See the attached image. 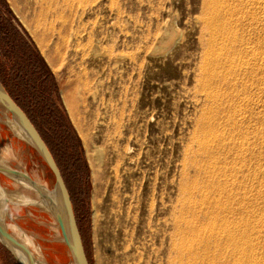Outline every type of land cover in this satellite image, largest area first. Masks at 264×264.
Segmentation results:
<instances>
[{
  "label": "rangeland",
  "instance_id": "1",
  "mask_svg": "<svg viewBox=\"0 0 264 264\" xmlns=\"http://www.w3.org/2000/svg\"><path fill=\"white\" fill-rule=\"evenodd\" d=\"M216 1L0 0V66H5L11 72L15 69L14 75L20 76V80H25L24 76L27 75V85L35 91L34 102L43 106L42 116L46 125L44 138L63 173L90 264H116L121 237L117 233L119 208L113 198L115 195L123 209L132 206L136 211L138 208L127 264H165L170 255V241L177 238L175 221L184 219L181 223L183 227L188 224L192 227L198 218L194 225L200 223V220L203 223V204L214 193L221 191L223 185L230 189L231 185L237 184L236 188L245 189L247 182L250 187L246 191L253 189L255 192L258 186L256 192L261 194L264 187V0H255V4L248 5V11L256 19V27L243 30L240 22L248 17L241 19L242 15L240 17L237 14L236 8L238 11L241 3L245 5L243 3L246 1H221L227 12L221 4L218 5L220 0ZM214 5H221V13L228 14L234 24L226 19L227 16L222 18L231 27L234 26L232 28L240 30L233 34H222L221 30L217 32L211 29L209 23ZM236 14L240 19H234L233 15ZM223 19L220 20L222 23ZM216 33L214 39L212 34ZM227 34L231 41L248 39L247 47L259 48L263 60L258 72V86L254 81L248 82L251 87L247 89L241 85L237 89L230 88L226 84L228 81L221 79L226 70L222 67L210 69L211 74L219 76L213 83L208 82L211 86L206 82L205 61L211 57V51L213 58H221L216 55L220 54L221 50H218L224 45L220 43H223ZM93 44L98 47L96 52L92 48ZM211 45L216 50L211 49ZM242 46L238 43L235 45L237 49L244 50ZM50 56L55 60V69L50 66ZM242 58H238L236 63L251 59L250 56ZM0 74V82L3 80L1 83L4 86L2 68ZM242 74L241 78L244 72ZM228 77L230 81L234 76ZM245 89H249L250 93ZM250 90H253V94ZM242 93L248 94L249 99ZM61 95L75 106L78 113L76 120L85 126L91 150L95 147L103 148L106 159L113 155L112 147H117L120 152L123 165L114 167V164L104 161L101 168L107 170L98 176L95 183L83 140ZM248 103V111L254 114H249L246 108L241 109ZM231 112L232 115L238 114L235 128L225 120L231 116ZM210 113L214 116H210ZM207 116L214 121L206 120V125L215 126L216 134L225 136L226 149L216 150V154L219 150L224 152L217 154L215 159L218 161L215 162L212 159L210 161V156L203 151L204 135H201V130L204 125L201 122ZM236 126L239 131L237 129V133L233 134ZM258 129L262 139L257 134ZM216 134L212 133L210 138L217 142ZM243 140L246 143L243 146L245 151H253L260 158L258 163L253 161L249 165L244 162L243 167L247 164L248 168L255 170L256 166H260L261 170L256 169L262 171L259 176L255 178L252 170L243 175H235L233 172H226V176L229 174L227 177L222 173L216 175L217 171L224 170L230 158L235 160L233 157L240 150L227 145L231 143L229 146H236ZM128 147L132 148L133 153L126 152ZM228 148L231 151L225 152ZM237 163L236 160L230 161L226 167H233L234 164L235 169ZM0 165L23 172L32 181L46 186L49 192L55 188L52 171L37 151L17 133L11 115L1 104ZM219 175H223L221 179ZM8 176L0 172V220L7 231L21 243L27 242L35 264H76L58 222L37 190ZM230 176L233 178L229 181ZM238 178L242 180L238 181ZM234 181L240 182V185ZM226 182L231 183L225 186ZM220 183L224 184L221 186ZM163 184L167 221L165 246L160 242L157 225L160 216L159 194ZM235 186H232L234 192L242 190H236ZM135 196L137 199H133ZM204 199L205 203L202 204ZM200 205L202 207L199 209ZM144 206L152 207L150 214ZM148 216L154 223L151 229L145 226ZM206 223L208 221L203 224ZM0 264H19L1 242Z\"/></svg>",
  "mask_w": 264,
  "mask_h": 264
},
{
  "label": "bare ground",
  "instance_id": "2",
  "mask_svg": "<svg viewBox=\"0 0 264 264\" xmlns=\"http://www.w3.org/2000/svg\"><path fill=\"white\" fill-rule=\"evenodd\" d=\"M223 1V0H220V2ZM242 1H246V3H243L245 5H242L241 3V6L242 8L239 7V10L237 11V8H236V12L237 14H240V17L242 15V18H245V17H248V18H245L244 20H242L243 22L241 23L240 22V28L241 30H243L242 28H248V27H252L253 29H255L256 25H255V18H254V15H251L250 12L248 11V5L251 4H255L256 2H254L255 0H241ZM210 2V1H209ZM208 2V4H210ZM215 2H217L215 0ZM214 2V3H215ZM219 2V1H218ZM218 3L222 5L223 2L221 3ZM235 2V1H234ZM258 2V1H257ZM213 3V2H212ZM237 3V1H236ZM235 3V4H236ZM248 3V4H247ZM238 4V3H237ZM240 4V3H239ZM247 4V5H246ZM220 7H224L225 5H222ZM227 5V4H226ZM234 6V5H233ZM239 6V5H238ZM214 9L211 10V15H212V20L211 22L209 23L211 29H215L216 31L220 30L222 31V34L223 33H231L233 34V32L235 31H239L240 29H237L235 30V28H232L234 26L231 27V25L228 24V22H226L224 19L225 17L228 15H226V13L224 14L221 13L222 11L220 10V7H217V6H213ZM222 7V9H223ZM253 7V6H252ZM257 7V5H256ZM225 8V7H224ZM234 8V10H235ZM226 9V8H225ZM224 9V10H225ZM229 10V9H228ZM250 10V9H249ZM230 11V10H229ZM228 11V12H229ZM210 12V11H209ZM227 12V9L226 11ZM232 14L233 12L230 11ZM235 13V11H234ZM253 13V12H252ZM223 14V15H222ZM230 14V13H229ZM231 14V15H232ZM233 15V16H230V17H233L234 19H240V17L237 18V15ZM225 15V16H224ZM224 19H223V18ZM228 17V16H227ZM223 19V23L222 20ZM227 20H229V17L226 18ZM231 19V18H230ZM207 20V18H206ZM230 21V20H229ZM231 21L233 22L234 24V21L231 19ZM230 21V22H231ZM207 23V21H205ZM226 22V23H225ZM239 22V21H238ZM221 23V24H220ZM236 24V23H235ZM238 25V23H237ZM258 25V24H257ZM236 27V25H235ZM239 27V25H238ZM258 27V26H257ZM258 30V29H257ZM213 32V31H212ZM211 32V33H212ZM218 32V31H217ZM215 33V32H214ZM225 33V34H226ZM236 33V32H235ZM234 33V34H235ZM238 33V32H237ZM259 33V31H258ZM78 34V33H77ZM216 35L217 33L214 35L212 34V37L214 39L216 38ZM230 35V34H229ZM236 35V34H235ZM256 35V34H255ZM228 34L224 37L221 38L223 39V43H220V44H224L222 48H220L218 51H220V54L216 55V57L220 56L221 58H213L214 56L211 55L212 51L209 53L210 58H207L206 61H205V77H206V82L208 83H213L214 81H216V78L218 79V76L215 75V74H211L210 73V69H215L216 68H224L226 70L225 73H222L223 75L221 76V79L223 78L225 81H228V83L226 82V84L230 87V88H236L239 87L240 85L243 87V88H250L248 85H251L248 84V82H256L257 83V86H258V83H259V79L258 77L260 76L259 75V70L261 69L260 66L262 63V60H263V57L260 58V56H262V54H259L261 53L258 49L259 48H255V47H247V45H249V40H239V39H233L232 41L229 40L227 38ZM219 37H220V33H219ZM231 37V36H230ZM259 37V35H258ZM226 39V40H225ZM257 39V38H256ZM259 39V38H258ZM218 40V39H217ZM80 41V40H79ZM93 41V40H92ZM212 41V39H211ZM219 41V40H218ZM91 42V41H89ZM222 42V40H221ZM225 42V43H224ZM212 43H214L212 41ZM210 42V44H212ZM240 44L241 46L244 45V50H241V49H237L235 47L236 44ZM252 43L250 42V45ZM94 46L92 47L93 50L96 52L98 47L97 45L93 44ZM246 45V47H245ZM257 45V44H256ZM260 45V43H259ZM221 46V45H220ZM252 46V45H251ZM85 47V46H84ZM215 46L212 47L211 45V49H213ZM243 47V46H242ZM210 49V50H211ZM215 49V48H214ZM213 49V50H214ZM243 49V48H242ZM209 50V49H208ZM216 50V49H215ZM88 51V50H87ZM215 51H213L214 53ZM217 52V51H216ZM218 53V52H217ZM232 55H231V54ZM215 55V53L213 54ZM249 56L251 57L250 60H252L253 62H249L250 60H242L241 64L239 63H236L239 59L238 58H246ZM238 57V58H237ZM50 58H52L50 56ZM242 58V59H243ZM54 59H50V66L51 68L55 69V64H54ZM259 62V64H258ZM263 68V67H262ZM211 70V72H212ZM222 70V69H221ZM220 70V71H221ZM223 71V72H224ZM244 72V77L241 78V76L243 75L242 73ZM261 72V71H260ZM242 74V75H241ZM259 75V76H258ZM217 76V77H216ZM228 76H234V77H230V81H229V77ZM205 79V78H204ZM224 81V83H225ZM219 82V81H218ZM208 83V85H209ZM210 83V84H211ZM255 83V85H256ZM225 84V85H226ZM254 84V83H253ZM231 85V86H230ZM211 86V85H209ZM217 86V85H216ZM260 86V85H259ZM241 87V88H242ZM254 87V86H253ZM222 88V87H221ZM225 88V86H224ZM240 88V87H239ZM242 88V89H243ZM6 89V88H5ZM235 89V90H236ZM245 89V90H246ZM255 89V88H254ZM259 89V88H258ZM7 90V89H6ZM227 90V89H226ZM245 90L243 91L245 93ZM225 91V90H224ZM239 91V90H236V92ZM247 91V90H246ZM249 91V89H248ZM247 91V92H248ZM252 91V94H253V90H250ZM261 91V90H259ZM8 92V91H7ZM233 92V91H232ZM255 92H258V91H254ZM9 93V92H8ZM209 93V92H208ZM216 93V92H215ZM229 93V92H227ZM239 93V92H237ZM242 93V94H244ZM250 93V92H248ZM210 94V93H209ZM224 94V93H223ZM222 94V95H223ZM231 94V93H230ZM247 94V93H246ZM10 95V94H9ZM211 95V94H210ZM216 95V94H215ZM218 95V93H217ZM245 95V94H244ZM248 95V94H247ZM245 95V97L247 96ZM11 96V95H10ZM62 98H63V102L65 104V108L67 109L70 117L75 120V123H76V127H77V132L79 133V135L81 136L82 140H83V144H84V147L86 149V155H87V161H88V165L89 167L91 168V171H92V177H93V183L97 182L98 180V176L99 175H103V173H105L104 170H107L106 169H103L101 168V164L104 163V161H107L108 163H111V164H114L115 166L114 167H119L120 165H123V162L121 160V155H120V152L118 151L117 147H112L114 150L113 155L109 156L107 159L105 158V153H104V149L102 150L100 147H95L93 150H91L89 147H88V135L87 133L85 132V126H83L82 124H80L76 119V115L78 114L77 111H76V108L75 106L68 100V99H65L64 98V95H61ZM214 96V95H213ZM213 96H211L210 98H213ZM229 96V94H228ZM235 96V95H234ZM240 96V95H239ZM243 96V95H242ZM241 96V97H242ZM257 96V94H256ZM255 96V97H256ZM223 97V96H222ZM231 97V96H230ZM258 97V96H257ZM256 97V98H257ZM236 98V97H234ZM244 98V97H243ZM248 98V96H247ZM254 98V97H253ZM215 99V98H214ZM222 99V98H221ZM220 99V100H221ZM249 99V98H248ZM255 99V98H254ZM14 100V99H13ZM237 100V99H235ZM244 100V99H243ZM258 100V99H257ZM261 100V99H260ZM216 101V100H215ZM242 101V99H241ZM255 101V100H254ZM252 102V101H251ZM250 102V104H251ZM226 103V101H225ZM231 103V101H230ZM246 103V102H245ZM213 104V103H212ZM233 104V103H232ZM237 104V103H236ZM249 104V103H248ZM245 105L243 106V110H247V108L250 107V104L249 105ZM253 104V103H252ZM255 104V103H254ZM259 104V102L257 103V105ZM262 104V103H261ZM235 105V104H233ZM243 105V103H242ZM264 105V104H263ZM220 106V104L218 105ZM227 106V105H226ZM229 106V105H228ZM236 106V105H235ZM238 107V106H237ZM242 107V106H241ZM259 107V106H258ZM232 108V107H231ZM235 108V107H234ZM252 108V106H251ZM260 108V107H259ZM264 108V107H263ZM22 109V108H21ZM239 109V108H238ZM240 109V110H241ZM231 110V109H230ZM237 110V109H236ZM242 110V111H243ZM218 111V110H217ZM254 111V110H253ZM215 112V111H214ZM229 112V111H228ZM238 112V111H237ZM245 112V111H244ZM252 112V111H251ZM249 112V114L251 113ZM218 113V112H217ZM239 113V112H238ZM253 113V112H252ZM251 113V114H252ZM263 113V112H262ZM10 114V113H9ZM222 114V113H221ZM226 114V113H225ZM241 114V113H240ZM243 114V113H242ZM245 114V113H244ZM243 114V115H244ZM248 114V113H247ZM254 114V113H253ZM27 115V114H26ZM212 114L210 113V116ZM231 116H228L225 120L226 122L228 121L229 123H231V125L235 128V121L236 118H237V115L238 114H235L232 115V112L231 114H229ZM210 116H207V118H204L202 119V122L201 124L204 125L203 126V129L201 130V135H204L202 137V139L204 140V144H203V147H204V152L207 153L209 156H210V161H218L216 160V156L217 154H219V152L221 153L222 151L219 150V152L216 154V150H218L219 148L221 149H226V143L224 142L225 141V136H222V135H218L216 134V128L214 125V128L206 125V120H210ZM214 116V115H212ZM241 115L238 116V118L240 117ZM257 116V115H256ZM259 116V115H258ZM225 117V116H224ZM244 117V116H243ZM253 117V116H252ZM260 117V116H259ZM212 118V117H211ZM245 118V117H244ZM243 118V119H244ZM261 118V117H260ZM221 119V118H220ZM251 120V118H249ZM254 119V117H253ZM213 120V119H211ZM210 120V121H211ZM222 120V119H221ZM239 120V119H238ZM117 121V120H116ZM214 121V120H213ZM254 121V120H253ZM263 121V120H262ZM13 122V121H12ZM207 122V123H208ZM222 122V121H221ZM245 123V122H244ZM260 123V122H259ZM215 124V123H214ZM247 124V123H246ZM250 124V123H249ZM256 124V123H255ZM211 125V124H210ZM217 125V124H216ZM220 125V124H219ZM237 125V124H236ZM257 125V124H256ZM262 125V124H261ZM35 126V125H34ZM239 126V124L237 125ZM236 126V127H237ZM245 126V125H244ZM120 127V126H119ZM232 127V128H233ZM249 127V126H247ZM256 127V126H255ZM258 127H261V126H258ZM234 128L232 130H234ZM241 128V126H240ZM245 128V127H244ZM250 128V127H249ZM16 131H17V128L15 127ZM37 129V128H36ZM226 129V128H225ZM238 129V127L232 132L234 134V132H236V130ZM251 129V128H250ZM229 130V129H228ZM253 130V129H252ZM256 130V128H255ZM260 129H258V133L259 136H260ZM231 131V130H230ZM239 131V129L237 130ZM247 131V130H246ZM249 131V130H248ZM17 133L19 134V132L17 131ZM214 133L216 134L215 136V139L218 138L217 142L212 140L210 138V135ZM224 133V132H223ZM226 133H229V132H226ZM226 133L224 135H226ZM237 133V132H236ZM239 133V132H238ZM241 133V132H240ZM255 133V131H254ZM233 134H232V137H233ZM249 134V133H248ZM253 134V132H252ZM256 134V135H257ZM20 135V134H19ZM41 135V134H40ZM230 135V133H229ZM242 135V134H241ZM250 135V134H249ZM263 135V134H262ZM248 136V135H247ZM252 136V135H251ZM228 137V135L226 136V138ZM245 137V135H244ZM43 138V137H42ZM214 138V137H213ZM242 138H243V135H242ZM241 138V139H242ZM260 138L262 139V136H260ZM259 138V139H260ZM229 139V138H228ZM246 139V138H245ZM253 139H254V136H253ZM251 138V140H253ZM258 139V138H257ZM260 139V140H261ZM227 140V139H226ZM232 140V139H231ZM234 140V138H233ZM232 140V141H233ZM259 140V141H260ZM264 140V137L263 139ZM261 140V141H262ZM45 141V140H44ZM228 141V140H227ZM226 141V142H227ZM236 141V139H235ZM234 141V142H235ZM247 141V140H246ZM245 141V142H246ZM254 141V140H253ZM225 143V144H224ZM229 143V142H228ZM227 143V144H228ZM241 141H239L236 146L233 145V146H229L227 145V147H233V148H239L240 150H237L236 151V157L232 156L233 158H235L237 165L236 168L234 169V164L232 165L233 167H229L231 165H229L228 167H226L228 165V162H232V161H235L234 159L231 160L230 157V161L227 162V157H226V162H227V165H223L225 166L224 170H219L217 171V174H223L225 175L226 172H233L235 175H243L245 174L246 172L252 170L250 168L247 167V164H246V167H243L244 166V162H248L249 163H253L254 162H257L258 163V160L260 159L259 157L256 156V154H254L253 151H245V147H243L245 144H244V140L243 142L241 143ZM47 144V143H46ZM233 144V143H232ZM250 144V143H249ZM254 144V143H253ZM252 144V145H253ZM115 145V144H114ZM117 145V144H116ZM219 147H218V146ZM262 145V144H261ZM248 146V145H246ZM228 148V150H225V152L227 151H231L230 149ZM232 148V149H233ZM250 148V147H249ZM259 148V147H258ZM261 148V147H260ZM251 149V148H250ZM253 150V149H252ZM256 150V149H255ZM254 150V151H255ZM51 152V151H50ZM126 152L128 154H131L133 153V150L131 147H128V149L126 150ZM224 152V151H223ZM228 152V153H229ZM235 153V151H233ZM248 152V153H247ZM258 152V151H257ZM256 152V153H257ZM108 153V152H107ZM230 154V153H229ZM228 154V155H229ZM259 154V152H258ZM232 155V153H231ZM207 157V155H206ZM223 157V156H222ZM218 158V157H217ZM220 158V156H219ZM224 158V157H223ZM222 158V159H223ZM247 158V159H246ZM212 159V160H211ZM214 161V162H215ZM262 162V161H261ZM212 163V162H211ZM210 163V164H211ZM217 163V162H216ZM222 163V161H221ZM215 164V163H214ZM218 164V163H217ZM216 164V165H217ZM220 164V162H219ZM230 164V163H229ZM232 164V163H231ZM260 164V162H259ZM258 164V165H259ZM106 165V164H105ZM110 165V164H109ZM209 165V162L208 164ZM240 165V166H239ZM250 165V164H249ZM257 165V164H256ZM108 166V165H106ZM111 166V165H110ZM206 166V165H205ZM220 166V165H219ZM222 166V165H221ZM238 166V167H237ZM252 166V165H251ZM212 167V166H211ZM210 167V168H211ZM215 167V166H214ZM250 167V166H249ZM255 167V166H254ZM257 167V166H256ZM255 167V170H252L253 173L252 175L256 178L258 177L259 173H261L262 171H260V166H258L259 168H256ZM111 168V167H110ZM207 168V167H206ZM213 168V167H212ZM253 168V167H252ZM220 169V168H219ZM256 169H260L259 171L256 170ZM207 170V169H206ZM218 170V169H217ZM204 171V170H203ZM209 171V170H208ZM207 172V171H205ZM204 172V173H205ZM215 173V171H213ZM251 172V171H250ZM213 173V174H214ZM206 174V173H205ZM210 174V173H209ZM230 174V173H229ZM228 174V175H229ZM233 174V175H234ZM248 174V173H246ZM251 174V173H250ZM212 175V174H210ZM222 175V176H223ZM227 175V176H228ZM258 175V176H256ZM12 176V175H11ZM10 175L8 177H11ZM221 176V177H222ZM226 176V175H225ZM226 176V177H227ZM232 176V175H231ZM229 178V181L231 177ZM247 176V175H246ZM246 176H245V179H246ZM249 176V175H248ZM15 177V176H13ZM218 179L220 177L216 176ZM215 177V180L217 179ZM220 177V179H221ZM238 177V176H237ZM242 177V176H241ZM16 179H19L20 182H23L25 185L29 186V187H32L29 183H27L26 181H24L23 179L21 178H18V177H15ZM248 178V177H247ZM209 179V178H208ZM217 179V180H218ZM235 179V177H234ZM237 179V178H236ZM235 179V180H236ZM239 180L238 181H241L242 179L241 178H238ZM241 179V180H240ZM260 179V178H259ZM258 179V180H259ZM210 180V179H209ZM216 180V182H218ZM232 180V179H231ZM251 180V179H250ZM221 181V180H220ZM219 181V182H220ZM223 181V180H222ZM227 181V180H225ZM224 181V182H225ZM235 182L234 183H239L240 185V182ZM213 182V180H212ZM36 183V186H37V193L40 195V197L42 198V200L44 201L45 205L48 207V205H50V202L54 201L56 199V203H57V207L58 209L60 210L61 213L64 214V210H63V207H62V203L60 201V197H59V193L58 191L56 192V197L55 195L52 193V192H49L46 188V186H42L40 185L39 183L35 182ZM231 183V182H229ZM226 182L225 186L227 184H229ZM247 183V182H246ZM245 183V189L242 187H239V188H236L237 187V184L236 186L235 185H231V188L232 186H235L236 190H239L240 188L243 190H239L237 192H234L233 191V188L229 189L228 186L224 187V185L222 186V184L224 183H220L221 186L223 188H221L222 190L219 191L218 193L216 192V194L214 193V196H212L211 198L209 197V199L206 201L205 203V199L204 201H202V204L203 202L205 204L204 205V212H202V214H204V221H208V224L204 225V221L203 223H201L202 220H200V223L198 224H195L200 218L197 219L196 222L193 223V226L192 227H189L190 224H188L189 226L187 227H183L181 225L182 221L181 218H177L178 220L175 221V225H177V238H174V239H171L170 241V247H171V250H170V255H169V259L167 261V263L165 264H264V257H263V253H264V218H263V214H264V195H262V191L264 189H261V194L260 193H257V189L259 188L258 186H254L255 184H253L252 186H254L255 188V192L257 194H255V192H253L254 190L253 189H249V191H246L248 187H250L249 185H247ZM249 183V182H248ZM252 183V182H251ZM254 183V182H253ZM264 183V182H263ZM262 183V185H264ZM211 184V183H210ZM209 184V185H210ZM258 184H260L258 182ZM219 185V184H218ZM141 186V185H140ZM242 186V184H241ZM251 186V187H252ZM261 186V185H260ZM218 187V186H217ZM262 187V186H261ZM33 188V187H32ZM36 189V188H35ZM160 189V188H159ZM164 189H165V185L163 184L162 185V188H161V194L160 195V216L157 220V225L159 226V238H160V242L162 245L165 246V243H166V232H165V227H166V219H165V211H166V204H165V194H164ZM215 189V188H214ZM219 189V187H218ZM138 190V189H137ZM136 190V191H137ZM205 190V188H204ZM133 191V190H132ZM216 191V190H215ZM259 191V190H258ZM254 194H253V193ZM264 192V191H263ZM234 193V194H233ZM141 194V193H140ZM211 194H213L211 192ZM137 195V193H136ZM211 196V195H210ZM149 197V196H148ZM114 200L116 201V203L118 204V208H119V212H118V230H117V233L120 235L121 237V244H120V248L119 250L117 251L116 253V264H127L128 263V254H129V247L131 246L130 245V240H131V236H133L134 232H135V224H136V218H137V210L138 208L136 207V211L135 209H133L134 207L130 206L129 208H126V209H123L122 206L119 205L118 203V196L115 195L114 197ZM131 198V197H130ZM141 198V196L139 197V199ZM207 198V197H206ZM133 199H137V196H135ZM138 199V200H139ZM131 200V199H130ZM142 200V198H141ZM140 200V201H141ZM203 200V199H202ZM129 201V200H128ZM135 201V200H134ZM133 201V203H134ZM130 202V201H129ZM121 203V202H120ZM139 203V202H138ZM141 203V202H140ZM151 203V202H150ZM153 205V204H152ZM150 204V206H152ZM140 206V205H139ZM150 206H144L145 208H147V213H151L152 211V207ZM194 206V205H193ZM197 206V205H196ZM200 207H202V205L199 206V209ZM192 208V207H191ZM196 208V207H195ZM193 208V209H195ZM144 209V208H143ZM188 210V209H187ZM192 211L191 213L192 214H195L193 212V210H190ZM198 211V210H197ZM202 211V209H201ZM146 212V211H145ZM190 213V212H189ZM199 214L201 212H198ZM197 213V214H198ZM184 216V215H183ZM187 216V215H186ZM193 216V215H192ZM198 216V215H197ZM188 217V216H187ZM196 217V216H195ZM200 217V216H199ZM140 218V217H139ZM115 219V218H114ZM189 219V218H188ZM194 219V218H192ZM56 220V219H55ZM196 220V219H194ZM193 220V221H194ZM1 221V220H0ZM145 221V220H144ZM192 221V220H190ZM139 222V221H138ZM2 223V221H1ZM186 223V221H185ZM190 223V222H188ZM3 224V223H2ZM154 223L152 222V219L150 216H148L146 218V221H145V226L146 228H149L151 229L152 228V225ZM203 224V225H202ZM67 225V224H66ZM134 226V227H133ZM6 227V226H4ZM67 227V226H66ZM131 229V230H130ZM7 230V229H6ZM175 233V234H176ZM187 235H190V236H187ZM173 238V237H172ZM0 242L12 253V255L17 259L18 263L19 264H35L34 261L32 259H30V257L27 255L25 249L21 246H18L10 241H8L7 239L3 238L2 235L0 234ZM23 242V241H22ZM26 248H28V245H27V242L24 241L22 243ZM132 247V246H131ZM135 248V247H134ZM164 264V263H163Z\"/></svg>",
  "mask_w": 264,
  "mask_h": 264
},
{
  "label": "water",
  "instance_id": "3",
  "mask_svg": "<svg viewBox=\"0 0 264 264\" xmlns=\"http://www.w3.org/2000/svg\"><path fill=\"white\" fill-rule=\"evenodd\" d=\"M0 104L10 113L14 126L17 128L19 134L37 151L42 157L47 166L52 171L55 177V188L52 193L56 197L58 191L60 201L64 210V214L60 212L57 207L56 199L50 202L48 209L54 215L62 231L63 239L68 246L71 254L74 257L76 264H90L88 256L85 251L80 229L77 223L71 196L66 187L63 175L58 167L52 153L50 152L46 142L36 129L34 124L28 118L26 113L9 95L3 84L0 82ZM0 172L6 173L23 179L29 183L34 189L37 186L26 174L21 171L12 169L7 166L0 165ZM67 224V225H66ZM67 226V227H66ZM0 234L8 241L21 246L25 249L27 255L32 259L30 251L20 241H18L12 234H10L0 221ZM33 260V259H32Z\"/></svg>",
  "mask_w": 264,
  "mask_h": 264
},
{
  "label": "trees",
  "instance_id": "4",
  "mask_svg": "<svg viewBox=\"0 0 264 264\" xmlns=\"http://www.w3.org/2000/svg\"><path fill=\"white\" fill-rule=\"evenodd\" d=\"M2 72L4 73V87L7 89L14 101L22 108V110L27 114L28 118L35 125L41 136L44 138V130L46 128L45 122H43V111L42 105L38 102H34L35 98L33 97L34 89H31L27 85V75L24 76L25 80H20V76L14 75L16 70L13 69L11 72L10 69H7L5 66H0ZM2 75V74H0ZM27 77V78H26ZM1 78V77H0ZM3 80H1L2 82ZM3 83V82H2ZM35 95V94H34ZM46 142V140H45ZM47 146L49 150L53 152L48 142ZM61 145H59L60 147ZM62 148V147H61ZM63 151V149H61ZM54 155V153H53ZM75 157V155H73ZM56 157V156H55ZM65 157V155H64ZM84 244V243H83ZM85 247V246H84ZM87 250V249H86Z\"/></svg>",
  "mask_w": 264,
  "mask_h": 264
},
{
  "label": "flooded vegetation",
  "instance_id": "5",
  "mask_svg": "<svg viewBox=\"0 0 264 264\" xmlns=\"http://www.w3.org/2000/svg\"><path fill=\"white\" fill-rule=\"evenodd\" d=\"M50 151H51V150H50ZM51 153H52V155H53V152H52V151H51ZM53 157H54V159H55V161H56L58 167L60 168L59 163H58V161H57V158L55 157V155H53ZM60 170H61V168H60ZM61 173H62V171H61ZM62 174H63V173H62Z\"/></svg>",
  "mask_w": 264,
  "mask_h": 264
}]
</instances>
